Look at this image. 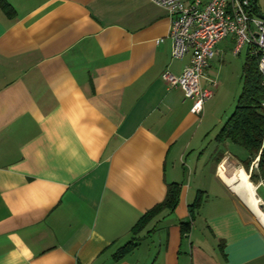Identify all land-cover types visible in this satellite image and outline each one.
Here are the masks:
<instances>
[{"label": "crops", "instance_id": "obj_1", "mask_svg": "<svg viewBox=\"0 0 264 264\" xmlns=\"http://www.w3.org/2000/svg\"><path fill=\"white\" fill-rule=\"evenodd\" d=\"M4 1L14 14L0 9V264H264V218L221 170L249 178L235 158L247 151L215 138L231 111L205 106L212 94L193 114V100L162 79L190 56L171 59L165 9ZM233 42H216L213 58L234 55ZM213 58L201 87L215 80ZM169 183L180 190L175 208L133 233ZM253 185L264 204V181Z\"/></svg>", "mask_w": 264, "mask_h": 264}, {"label": "built area", "instance_id": "obj_2", "mask_svg": "<svg viewBox=\"0 0 264 264\" xmlns=\"http://www.w3.org/2000/svg\"><path fill=\"white\" fill-rule=\"evenodd\" d=\"M165 9L169 16L171 59H182L190 53L188 65L174 76L164 70L162 79L169 88H180L186 99L193 100L189 112L199 115L203 103L210 99L215 80L200 86L204 69L215 55L216 42L231 36L233 53L247 47L257 55L260 85L264 87V19L258 18L255 0H150ZM264 109V100L261 103ZM257 157L252 165H257ZM262 203V202H261Z\"/></svg>", "mask_w": 264, "mask_h": 264}, {"label": "trees", "instance_id": "obj_3", "mask_svg": "<svg viewBox=\"0 0 264 264\" xmlns=\"http://www.w3.org/2000/svg\"><path fill=\"white\" fill-rule=\"evenodd\" d=\"M0 9L6 18L13 17V7L4 0H0ZM257 11L259 15L264 17V3L262 10L257 9ZM243 60L240 93L236 98L237 100L231 110V114L217 131L215 138L222 142L230 141L235 146L247 151L248 156L245 157L240 165L248 173L251 183L254 184L259 179L264 181V109L261 107V103L264 100V87L260 85L261 76L257 71V55L248 49ZM256 157V168L254 171L249 172L252 161ZM166 191L167 195L162 203H158L151 211L145 212L139 222L134 224L132 227L133 233L137 234L144 226V223L151 220L158 211L175 208L177 197H179L180 193L178 184H167ZM134 246L135 243L133 241L128 242L119 251H116L114 254L115 260H119L122 255L132 250Z\"/></svg>", "mask_w": 264, "mask_h": 264}, {"label": "rangeland", "instance_id": "obj_4", "mask_svg": "<svg viewBox=\"0 0 264 264\" xmlns=\"http://www.w3.org/2000/svg\"><path fill=\"white\" fill-rule=\"evenodd\" d=\"M259 6H261V1L258 4ZM244 54H245V50L242 49L241 52L239 53V55H233L230 48L226 49L225 52H222V55L220 56H215L213 58V63H212V71L213 74L212 78H215V82L217 83V86L215 87L214 90V94L213 97L211 98V101H206L205 106H208L210 108L215 107V104L220 103V105L218 106L219 109L217 110V112L219 114H221V117L223 118H227L225 116H228V114H230L229 111H231L232 106H235L234 104L236 103V98L238 96V94L240 93L241 90V86H240V80H241V67L243 65V58H244ZM222 59V63L217 61L216 59ZM218 66L222 67L220 70H218ZM214 99L217 101L215 102V104L213 105V101ZM210 104V106H209ZM222 110H225L222 112ZM224 120V119H223ZM213 134V133H212ZM212 145H214V139L213 136H210V138H208L206 140V146L207 149L210 150ZM235 149L242 151V153L246 152L245 149H241L237 146ZM235 155V154H233ZM196 154H195V158H196ZM246 154L241 155H235V158L237 161L242 162L245 159ZM187 158V156H186ZM195 158L192 159L191 163L188 164V167L190 165V167L193 165V163L195 162ZM229 163H234L237 165L235 161H233L232 159L229 160ZM189 167V168H190ZM192 167H196V166H192ZM191 167V168H192ZM180 168H182V165H180ZM190 168V169H191ZM182 170V169H181ZM193 170V168L191 169ZM184 177L186 176L185 173ZM186 178V177H185ZM235 193V192H234ZM258 195L262 198V200L264 201V189L262 187H260L258 189ZM261 212L264 213V204L261 203V205L259 206ZM264 227V226H263Z\"/></svg>", "mask_w": 264, "mask_h": 264}, {"label": "bare ground", "instance_id": "obj_5", "mask_svg": "<svg viewBox=\"0 0 264 264\" xmlns=\"http://www.w3.org/2000/svg\"><path fill=\"white\" fill-rule=\"evenodd\" d=\"M221 170L224 176L235 183L237 186L236 188H238L239 191L247 197V200H249L252 206L257 210V213L259 212L264 218V213L261 212L259 208L260 200H258V197L256 196V189L248 176L245 175L241 170L235 171L233 168L226 167L225 165L221 167Z\"/></svg>", "mask_w": 264, "mask_h": 264}, {"label": "water", "instance_id": "obj_6", "mask_svg": "<svg viewBox=\"0 0 264 264\" xmlns=\"http://www.w3.org/2000/svg\"><path fill=\"white\" fill-rule=\"evenodd\" d=\"M258 18H260L262 20L264 19V17H262L261 15H259ZM260 205H261V203H260Z\"/></svg>", "mask_w": 264, "mask_h": 264}]
</instances>
